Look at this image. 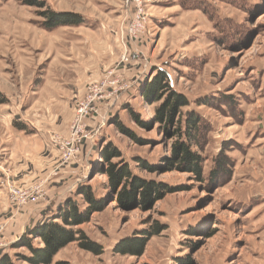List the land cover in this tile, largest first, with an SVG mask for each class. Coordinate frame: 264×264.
<instances>
[{
	"label": "rangeland",
	"instance_id": "rangeland-1",
	"mask_svg": "<svg viewBox=\"0 0 264 264\" xmlns=\"http://www.w3.org/2000/svg\"><path fill=\"white\" fill-rule=\"evenodd\" d=\"M44 1L78 15L80 24L48 31L41 9L0 0V93L7 99L0 104V243L7 244L0 257L28 264L21 258L28 250L15 243L28 228L59 222L54 217L67 200L85 207L77 191L88 186L96 197H113L77 227L103 252L70 243L51 264H264V0H140L138 32L127 0ZM157 71L188 101L168 128L152 121L160 101L141 93ZM103 83L95 113L83 122L87 137L63 162L60 145L76 105L88 86ZM189 112L201 119L191 147L201 159L199 176L166 167ZM115 118L138 140L121 133ZM107 144L121 155L111 162L124 161L134 176L170 192L150 208L119 204L102 172ZM49 154L56 164L43 169ZM223 157L233 163L228 180L212 176ZM35 188L19 203L17 190ZM155 231L142 256L113 252L120 241Z\"/></svg>",
	"mask_w": 264,
	"mask_h": 264
},
{
	"label": "trees",
	"instance_id": "trees-1",
	"mask_svg": "<svg viewBox=\"0 0 264 264\" xmlns=\"http://www.w3.org/2000/svg\"><path fill=\"white\" fill-rule=\"evenodd\" d=\"M21 1L26 6L42 10L40 16L43 18L42 27L45 30L51 31L60 26L79 25L81 22L80 17L76 14L56 12L49 9L44 0ZM141 93L147 101H160V104L155 108L152 121L166 128L173 125L179 109L188 105L187 98L173 90L170 86L168 75L163 71H157L153 78L149 82H146L145 86L141 89ZM227 99H230V97H227ZM5 103H7V99L0 93V104ZM130 115L139 126L144 125V122L139 119L137 114L131 112ZM114 124L121 133L131 137L133 140H138L116 118L114 119ZM200 125L201 119L196 112H189L183 123L179 121V126L175 131V136L179 140L172 147L171 153L173 159L167 160L166 167H182L187 172H193L198 176L201 174V159L191 149L193 141L200 137ZM17 129L24 130V127L17 126ZM100 155L105 167L102 172L107 176L109 189L114 193L116 192L119 204H127L126 206L129 210L137 207L150 208L152 204L161 200L166 193L170 192L169 188L165 185L134 176L124 161L111 162V159H119L121 156L119 151L111 144H107L101 150ZM222 159L218 158L215 160L212 176H221L223 179L227 178L228 180L231 177L229 171L233 163L227 157H223ZM176 161H179L177 165L174 164ZM140 164L145 169H151L144 162ZM77 194L83 196L86 202L85 207L80 208L77 203L67 200L54 217L59 222L49 221L28 228L25 235L15 243L14 247L24 246L28 250L29 255L21 257L25 262L28 264H51L54 256L70 243H77L82 250L90 252L95 256L102 254V247L91 241L77 227L88 223L94 213L102 212L109 202L112 201L113 197L111 199L110 197H96L88 186L80 187ZM158 233V231H155V233L146 234L142 237L124 239L116 244L113 252L121 255L140 257L143 255L148 240ZM30 238H38L41 245L34 246ZM0 264L13 263L7 255H3L0 257Z\"/></svg>",
	"mask_w": 264,
	"mask_h": 264
},
{
	"label": "built area",
	"instance_id": "built-area-1",
	"mask_svg": "<svg viewBox=\"0 0 264 264\" xmlns=\"http://www.w3.org/2000/svg\"><path fill=\"white\" fill-rule=\"evenodd\" d=\"M128 5H133L135 9L134 13L130 14L129 9L126 10L127 16L130 18L131 21L136 22V26L131 24L130 27L132 32H138L140 29L143 28V21L140 19L142 14V8L140 4V0H127ZM129 27V28H130ZM129 33V29H128ZM131 34V33H129ZM131 40V38H130ZM105 86V83L102 85L94 84L87 87L85 91V95L82 100L76 105L75 113H74V120L71 126V134L68 136L67 139L62 141L60 145V153H61V160L63 162H67L73 158L75 153V149H77L82 139L87 137L86 129L83 127L84 120L88 119L95 113V103L101 99V93ZM38 189L31 193L29 190H17L16 197L19 200V203H23L30 199L32 194L37 192ZM7 244H1L0 247H3Z\"/></svg>",
	"mask_w": 264,
	"mask_h": 264
},
{
	"label": "crops",
	"instance_id": "crops-1",
	"mask_svg": "<svg viewBox=\"0 0 264 264\" xmlns=\"http://www.w3.org/2000/svg\"><path fill=\"white\" fill-rule=\"evenodd\" d=\"M45 140V139H44ZM38 144H39V146H38V148H39V151H42V146L40 145V143H42V145L44 146V141H43V139H41V138H39V140H38ZM37 144V145H38ZM48 144V141H46V143H45V146L47 147V148H50L49 147V145H47ZM48 150V149H47ZM43 160V159H42ZM46 160V161H45ZM45 160L44 161H42L41 162V168H43V169H50V168H52V167H54L55 166V164H56V161H55V159H54V156H52V155H48L47 157H45ZM36 168V167H35ZM66 169V168H65ZM65 171V170H64ZM28 176H24V179L25 178H27ZM66 177H68V174H66ZM49 200H52L51 198L49 199ZM29 219H30V215L28 214V213H26V215H25V220H24V223H26V222H28L29 221Z\"/></svg>",
	"mask_w": 264,
	"mask_h": 264
}]
</instances>
